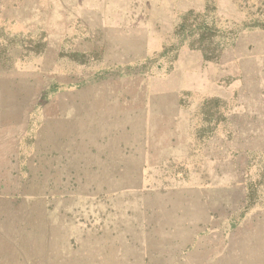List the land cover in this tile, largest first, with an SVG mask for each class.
Masks as SVG:
<instances>
[{
  "label": "rangeland",
  "instance_id": "374dc122",
  "mask_svg": "<svg viewBox=\"0 0 264 264\" xmlns=\"http://www.w3.org/2000/svg\"><path fill=\"white\" fill-rule=\"evenodd\" d=\"M11 4L0 27L45 45L0 48V105L81 118L0 129V264H264V0H0V20ZM90 36L106 48L74 56ZM84 64L110 72L55 93ZM149 106L177 120L146 131Z\"/></svg>",
  "mask_w": 264,
  "mask_h": 264
},
{
  "label": "crops",
  "instance_id": "0c3cea01",
  "mask_svg": "<svg viewBox=\"0 0 264 264\" xmlns=\"http://www.w3.org/2000/svg\"><path fill=\"white\" fill-rule=\"evenodd\" d=\"M12 8L15 7L14 4H11ZM14 9L6 13V18L3 20H0V25H3L4 23L9 22L10 25H14L17 21L15 20L16 16L14 14ZM10 20V21H9ZM18 23V22H17ZM33 33V31H28L26 28H20L16 26H3L0 27V48H5L8 50H12L16 52V57H14V60H16L19 64H22L23 60H27L30 58V55L33 53V50L37 48V43L39 44V47L42 49L45 45L43 33H40L39 35V41L38 38L36 39V44H35V49L33 48L32 41L30 39V35ZM101 33V32H100ZM37 34V32H35ZM96 38H92L91 36L89 37L88 40H80L76 41L73 44V47L70 49L71 52L73 53L74 56L79 57V58H84V60H88L92 58L91 55L101 52L102 51V46L104 49L106 48V42L97 44L96 43ZM38 41V42H37ZM37 59V58H36ZM56 62V59L53 61ZM59 62V61H58ZM57 63V62H56ZM54 63V64H56ZM52 63L51 66H54ZM43 65V62L39 63V67ZM81 65V64H79ZM27 67H31L29 64H26ZM35 67H38V62L35 60V64L33 65ZM142 66V65H140ZM83 72L86 73L88 77L82 78L78 81H75V78H71L69 80L64 81L65 83L58 85L61 87V89L56 90L55 88L54 91L55 93H64V94H71V95H76L77 92H80L82 90L91 88V82H98L102 83L105 81V78L107 77L108 73L110 72V68H108L106 65L101 68L97 69L94 71H88L86 72V64L83 66ZM27 74H33V71L28 70L26 71ZM37 74V72H35ZM31 79V78H30ZM31 82V81H30ZM54 86V85H53ZM43 92L44 89H41L39 92V96L43 97ZM37 93V91H36ZM35 94V92H34ZM63 94V95H64ZM179 93L175 91H170L168 93H164V96L166 97H171L175 100H180L179 96L177 95ZM149 99H153L155 96L152 95V93H149L148 95ZM152 102V101H151ZM8 104L6 105H0V124L3 126H0V129H2L5 125H8L10 128V137H8L12 141V145L18 146L19 145V140L21 138V134L25 133L28 131L32 126L34 125L35 128L38 130H42L45 126V123L48 121H58L60 119H79L81 118L80 115H75L73 117H63V113L60 111H54L57 116L53 115H48L44 109V106H38V105H16L13 102H7ZM179 103V102H177ZM179 107H175L174 112H167L164 111V108L154 112L152 109V106L147 107L145 110L146 112L144 113V116L141 117V121L144 122L146 128L145 130H155L157 126L163 125L166 122H171L174 123L177 119V112L176 110ZM191 106L189 105L188 102V91L183 90V144H189L188 141H186V131L187 127L189 125H193L192 129L194 130V125L196 127L197 125V117L194 115L193 112H191ZM78 114V111L82 112V109H76ZM59 115V116H58ZM202 122L204 121V118H201ZM6 126V127H8ZM27 133V132H26ZM25 133V135H26ZM145 134V133H144ZM148 139V138H146ZM144 141L145 146H146V140ZM36 144V143H35ZM148 144V141H147ZM37 145V144H36ZM37 153V150H35ZM147 155L149 154V150L147 151Z\"/></svg>",
  "mask_w": 264,
  "mask_h": 264
}]
</instances>
